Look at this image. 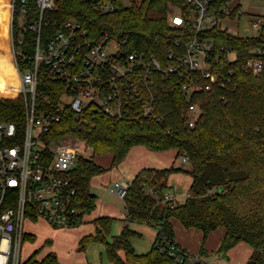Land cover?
<instances>
[{
	"label": "trees",
	"instance_id": "1",
	"mask_svg": "<svg viewBox=\"0 0 264 264\" xmlns=\"http://www.w3.org/2000/svg\"><path fill=\"white\" fill-rule=\"evenodd\" d=\"M224 1L216 0L217 3ZM254 1L264 7V0ZM169 5L185 14L187 31L183 41L187 40L191 35V10L187 0H129L128 5L108 14L93 10L92 0H56L55 6L44 13L41 41L45 45L64 21L74 19L87 29L90 37L107 30L126 38L123 47L127 52L140 51L163 62L167 35L173 39L178 37V30L170 28L166 21ZM19 15L16 5L12 17L14 40L19 35L15 26ZM37 17L36 4L27 0L25 23L30 24ZM22 33L24 41L17 48L26 55L25 65H28L34 53L36 33L30 29ZM202 34L211 37L218 46L234 48L237 58L227 65L233 70L227 84L193 95L192 101L198 102L201 109L194 127L183 124L182 115L188 101L177 87L156 92L154 104L162 121L97 114L93 126L79 127L68 110V115L57 123L56 135L73 131L93 147L94 155L109 153L110 167L118 165L134 145L153 151L175 149L177 156L188 159L186 167L171 164L141 168L128 182L123 196L126 214L121 232L108 238L114 217L98 216L92 220L94 232L80 237L78 250L97 242L103 245L111 264L171 263L166 250L167 242L174 240L171 219L176 218L184 228L201 231L203 241L211 231L223 228L217 252L224 259L231 247L244 242L252 249L246 264H264V14L257 34L250 37L233 35L216 26ZM248 58L261 61L260 71H244ZM18 63L20 68L22 65ZM19 84L10 54L8 0H0V95L6 96L0 97V120L15 122L18 130L24 124L23 96L7 97L15 95ZM63 86L41 68L36 88L39 110L43 106L51 108ZM107 169L92 158L79 155L76 166L69 171L75 188L74 205L80 215L95 208L96 196L90 191V180ZM174 172H185L192 180L185 200L173 201L170 207L163 198L170 189L168 178ZM128 222L156 228L155 240L147 252L138 253L132 246L130 237H141V234L131 230ZM31 236L34 235H26L25 240ZM38 250L23 264H62L53 251L37 259Z\"/></svg>",
	"mask_w": 264,
	"mask_h": 264
},
{
	"label": "built area",
	"instance_id": "2",
	"mask_svg": "<svg viewBox=\"0 0 264 264\" xmlns=\"http://www.w3.org/2000/svg\"><path fill=\"white\" fill-rule=\"evenodd\" d=\"M187 1L191 10V35L183 41L187 18L180 8L169 5L166 21L170 28L178 30V37L173 39L167 35L166 58L162 62L140 51L127 52L123 47L126 38L107 30L90 37L87 29L74 19L64 21L43 45L44 13L55 6L56 0H33L38 17L30 24L23 18L27 0H8L11 61L20 84L15 88V95L7 98L23 96L25 117L20 130L15 122L0 120V264L24 263L20 259L22 242L26 235L32 234L24 229L26 222L68 228L78 224L85 214L80 215L74 205L75 188L69 171L76 166L79 155L93 154V147L73 131L56 135V125L68 115V110L79 127L93 126L97 114L162 121L154 104L156 92L177 87L188 101L182 115L183 124L192 128L201 112L198 102L192 101L193 95L211 92L215 86L222 87L229 82L233 70L227 65L236 60L235 49L218 46L202 33L213 26L226 29L221 27L225 19L250 12L240 4L230 6V0ZM16 5L25 24L14 40L12 17ZM122 6H125L124 0H92V9L101 14L117 11ZM251 22L256 28L261 25L258 18ZM28 29L36 35L33 56L25 65L26 55L17 46L23 43L22 32ZM18 62L22 65L20 68ZM41 68L64 86L51 108L43 106L39 110L36 88ZM243 69L258 72L261 61L248 58ZM182 159L187 163L186 156ZM127 186L128 182L117 180L109 191L123 197ZM173 201L170 194L164 195L163 202H168L170 207ZM167 245L166 252L172 261L165 264H210L174 240Z\"/></svg>",
	"mask_w": 264,
	"mask_h": 264
},
{
	"label": "rangeland",
	"instance_id": "3",
	"mask_svg": "<svg viewBox=\"0 0 264 264\" xmlns=\"http://www.w3.org/2000/svg\"><path fill=\"white\" fill-rule=\"evenodd\" d=\"M128 4L127 0H124V5ZM235 4H240L241 7H243L245 10L249 11V14H241L239 18H232V19H225L221 27L226 28L227 32L237 35V36H243V37H250L258 32V28L254 27L252 25V20L257 19H262L263 15V6L261 8V4L254 1V0H230L229 5L233 6ZM10 18H9V23H10ZM24 20L22 16H18L16 19V29L19 31V28H21L24 25ZM64 101H68V98H64ZM177 152V151H176ZM87 157L92 158L96 163H100V165L108 167L106 172L110 173V169L114 171L115 167H110V155L109 154H104V155H94L92 153H87L85 152ZM188 163V162H187ZM187 163H183L182 156H178L175 159V165L177 166H182L186 167ZM117 166V165H116ZM106 167V168H107ZM119 167V166H118ZM108 173L105 174V179L108 181ZM185 172H180V174H175V177L179 178L180 180L184 179ZM178 175V176H177ZM110 176V175H109ZM114 176H111V180L108 182L112 181ZM178 192V188L176 189ZM90 191L95 194L97 199L110 202L111 204L115 205L116 207L119 206L122 209V200L119 198V196H112L108 194H104V190L101 186H98V181L95 177L91 179L90 182ZM186 198V195L184 196H179L177 198L178 203H182ZM122 222H113L112 230L116 227H121ZM77 226V227H76ZM76 227L73 229H64L60 227H52L47 225L46 223L43 222H36V223H31V222H26L24 224V229L27 230L29 233H32L34 236L29 237L27 240H24L22 242L21 246V251H20V259L26 260L29 258L36 250H38L36 254V258L40 259L45 255V253L49 251H56L59 254L62 253H74L73 251H76L77 253L84 252L87 248L88 245L84 250H78V241L81 236L89 233L94 232V225L93 221L91 220H86L82 218V220L74 225L71 226ZM140 228H142L143 231H140L141 237L137 236H132L130 237V242L132 246L139 252L143 253L151 248L152 241L151 235L153 233V227L150 225H143ZM224 230L223 228H218L216 230L211 231L207 238L206 241L204 242V245L207 246L209 249H214V251H210V256L208 255V252H200L201 255L209 256L207 260L209 261L208 263L210 264H243L244 262L247 261V253L250 250V246L244 242H241L239 244H235L232 249L229 252V258L224 259L223 256H221L217 252V248L219 246V235L220 232ZM137 232V231H136ZM198 235H196V234ZM110 236V235H109ZM108 236V238H109ZM189 238V241L191 243V247L197 246V244H200L202 241V236L201 232L196 229H192L191 233L187 235ZM95 243V242H94ZM43 245V246H42ZM102 245V244H101ZM100 243H95V247L89 249L88 251V257H92L94 264H110L105 256V253L103 252L102 249H100ZM101 252V254H100ZM85 253V252H84ZM206 253V254H205ZM250 256V255H249ZM248 256V257H249ZM89 264H91L89 262Z\"/></svg>",
	"mask_w": 264,
	"mask_h": 264
},
{
	"label": "crops",
	"instance_id": "4",
	"mask_svg": "<svg viewBox=\"0 0 264 264\" xmlns=\"http://www.w3.org/2000/svg\"><path fill=\"white\" fill-rule=\"evenodd\" d=\"M258 3L261 4V8H262L263 4L261 2H258ZM263 14H264V7H263ZM9 18H10V16H9ZM9 44H10V23H9ZM107 154H109V153H107ZM177 157L178 156H177V152L175 149H168V150H164V151H153V150H149L148 148H146L142 145H134L129 149L125 158L117 166H114L115 167L114 171L112 169H110V173L105 171V172L98 174V175H95L93 177H95L97 179L98 186H101L103 188L104 194H108L109 196L112 195L115 197V196H119V195H117L113 191H109L110 187L113 185V183L115 181L123 180V181L129 182L135 176V174L143 167H168L171 164L175 163V159ZM110 162H111V155H110L109 163ZM106 167H107V165H106ZM107 173H108V177H109L108 181L111 180V176H114V178L110 182H108L104 178L105 174H107ZM175 174H180V172H174V173L170 174V176L168 178V185L170 186V189L166 193L170 194L174 198V201L178 202L177 198L179 196L182 197V196H184V194L187 196L188 188L190 186L192 179H191V176L189 174H185V176H187V177H184V179L180 180L179 178L175 177ZM90 182H91V180H90ZM177 188L179 189L178 192L176 190ZM119 198H121V200H122V209L119 206L116 207L115 205L111 204L110 202H106V201L97 199V197H96V206L93 210H91L90 212L85 213L83 215L84 221H85V219L91 221L94 218L101 216V215L112 216V217H114L113 222H118V221L120 222L121 221L122 224H121V227H117V225H116L114 230H112V233H111V229H112V225H111L109 238H111V236H115V235L119 234L121 232L122 227H123V224H124L123 219L125 218V214H126V209L124 206L123 197L119 196ZM113 222H112V224H113ZM171 223H172L173 231H174V241L177 242L182 247L186 248L191 253H196V254H199L200 256L206 258L204 254L203 255L200 254L201 248H203L205 252L207 251L208 255L210 254V251H214V249H209L207 246L204 245V242L206 241V239L204 241L202 239L200 244H197V246L192 248L191 247L192 245H191L187 235L191 233V230L193 228H189V229L184 228L183 225L180 223V221L176 218H172ZM140 224H141V226L148 225L145 223L128 222V227L131 230H133L135 232L137 231V233H139L140 231H143L142 228H140ZM76 227H72V228L68 227V228H64V229H73ZM156 232H157L156 228L153 227V233H152L151 238H150L151 239L150 241H152V244L155 240ZM194 234H196V233H194ZM223 234H224V230H222L220 232V235L218 237L219 241L221 240ZM196 235H198V234H196ZM201 236H202V233H201ZM239 243H241V242H238L237 244H239ZM100 246H102V247H99V248L102 249L104 252L103 245L100 244ZM93 247H95V243L89 244L88 248L84 251L85 253L84 252L77 253L76 251H73L74 253L59 254L55 251V254L57 256L58 261L62 264H89V262L91 264H94L93 258L88 257V251L90 248H92V250H93ZM231 249L232 248L229 249L228 257L226 259L229 258V252ZM147 251H145V252H147ZM136 252H138V251L136 250ZM251 252H252V249L250 248V250L246 254L247 259H248V256L251 254ZM139 253H141V252H139ZM100 254H101V252H100ZM209 256H207V258ZM243 264H246V262H244Z\"/></svg>",
	"mask_w": 264,
	"mask_h": 264
},
{
	"label": "bare ground",
	"instance_id": "5",
	"mask_svg": "<svg viewBox=\"0 0 264 264\" xmlns=\"http://www.w3.org/2000/svg\"><path fill=\"white\" fill-rule=\"evenodd\" d=\"M19 82H20V79H19Z\"/></svg>",
	"mask_w": 264,
	"mask_h": 264
}]
</instances>
